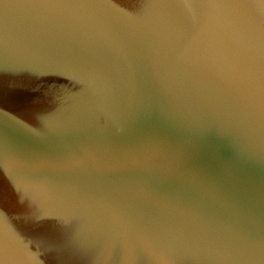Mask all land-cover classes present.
<instances>
[{"label": "water", "instance_id": "obj_1", "mask_svg": "<svg viewBox=\"0 0 264 264\" xmlns=\"http://www.w3.org/2000/svg\"><path fill=\"white\" fill-rule=\"evenodd\" d=\"M0 264H264V0H0Z\"/></svg>", "mask_w": 264, "mask_h": 264}]
</instances>
